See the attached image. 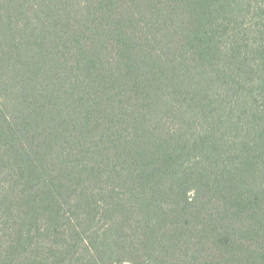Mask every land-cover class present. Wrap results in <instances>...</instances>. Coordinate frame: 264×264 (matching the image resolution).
<instances>
[{"label":"trees","instance_id":"16d2710c","mask_svg":"<svg viewBox=\"0 0 264 264\" xmlns=\"http://www.w3.org/2000/svg\"><path fill=\"white\" fill-rule=\"evenodd\" d=\"M0 264H264V0H0Z\"/></svg>","mask_w":264,"mask_h":264}]
</instances>
